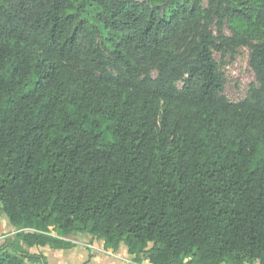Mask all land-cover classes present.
Instances as JSON below:
<instances>
[{
	"label": "trees",
	"instance_id": "16d2710c",
	"mask_svg": "<svg viewBox=\"0 0 264 264\" xmlns=\"http://www.w3.org/2000/svg\"><path fill=\"white\" fill-rule=\"evenodd\" d=\"M240 47L256 84L233 102L214 53ZM3 214L0 264L76 233L133 262L264 264V0H0Z\"/></svg>",
	"mask_w": 264,
	"mask_h": 264
},
{
	"label": "rangeland",
	"instance_id": "374dc122",
	"mask_svg": "<svg viewBox=\"0 0 264 264\" xmlns=\"http://www.w3.org/2000/svg\"><path fill=\"white\" fill-rule=\"evenodd\" d=\"M223 31L230 35V30L226 24L223 25ZM214 57L219 62L221 71L224 74V95L233 102L243 100L247 96L251 85L256 84L254 72L249 66V50L246 47H240L234 53L224 57L219 53H214ZM19 231V228H15L9 223L4 214L0 215V247H3L6 251H11L13 244H17L16 234ZM83 242L85 245L95 244L93 251H97V254L101 257L100 260L109 255L108 250L103 246L102 240L93 238L92 242ZM86 248L90 249L89 247ZM29 251L40 252L39 249L34 248ZM100 260H98V264H102ZM26 264L31 263L27 262Z\"/></svg>",
	"mask_w": 264,
	"mask_h": 264
},
{
	"label": "crops",
	"instance_id": "0c3cea01",
	"mask_svg": "<svg viewBox=\"0 0 264 264\" xmlns=\"http://www.w3.org/2000/svg\"><path fill=\"white\" fill-rule=\"evenodd\" d=\"M74 246L68 249H52L49 246L43 247H25V249L31 254H41L45 257L48 264H98L100 260L97 251H93L95 244H86L83 241L92 242L94 237L88 234L76 233L66 236ZM89 247L90 249L86 248ZM39 249L40 252H30V249ZM90 250V251H89ZM109 254L105 258L103 257L100 262L102 264H130L133 261L134 256L128 254L127 248L122 244L118 250L113 251L107 249Z\"/></svg>",
	"mask_w": 264,
	"mask_h": 264
},
{
	"label": "built area",
	"instance_id": "2783aa9c",
	"mask_svg": "<svg viewBox=\"0 0 264 264\" xmlns=\"http://www.w3.org/2000/svg\"><path fill=\"white\" fill-rule=\"evenodd\" d=\"M187 260H185L186 262ZM132 264H152V262L148 259L142 260L140 262H132Z\"/></svg>",
	"mask_w": 264,
	"mask_h": 264
}]
</instances>
